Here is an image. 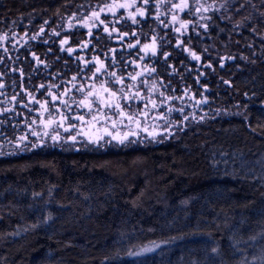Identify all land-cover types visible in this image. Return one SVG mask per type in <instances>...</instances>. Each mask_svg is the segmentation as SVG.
I'll list each match as a JSON object with an SVG mask.
<instances>
[{
  "label": "snow or ice",
  "instance_id": "snow-or-ice-1",
  "mask_svg": "<svg viewBox=\"0 0 264 264\" xmlns=\"http://www.w3.org/2000/svg\"><path fill=\"white\" fill-rule=\"evenodd\" d=\"M62 7L67 15L57 8L53 18L43 19L34 31L29 20L22 34L16 28L23 24L21 17L11 19L5 14L0 19V24L6 29L0 32V51L3 53L0 57V65L3 66L0 68V158L25 154L34 158L45 149L56 148L66 152H80L82 148L106 150L107 146L121 150L148 148L179 139L181 135H194L197 130L194 126L206 125L221 114L243 116L250 133L258 134L257 128L264 129V124L260 122L255 126L249 122L246 104L243 111L228 113L227 109L219 107L213 110L209 96L205 95L207 85L200 83L203 72L197 70L195 91L187 85L180 87L169 75V69L177 70L169 61L172 52L166 49V45L172 43L168 40V30L171 29L176 34V49L187 53L196 62H201L206 54L208 59L203 61V67L215 71L212 50L205 46L198 54L191 43L193 34L203 43L212 39L214 32H223L221 25L225 24L231 25L230 33L240 37L233 43L239 46L243 40V47L248 49L249 54L231 51L223 54L217 50V65L223 69L226 62L237 60L250 65H256L259 60L264 64V0H96L95 4L91 0L85 3L72 0ZM77 28L86 30L87 39L78 40L73 45L72 36L64 33H71ZM245 33L250 38H245ZM184 36H187V43ZM53 37L58 40H52ZM256 39L260 45L259 57ZM50 40L58 43L59 52H66L68 57H73L82 65L78 66L76 73L66 76L69 61L64 58L65 71L57 70L53 74L48 61L42 60L32 50L30 41L49 44ZM113 40L121 45L119 57L117 48L106 43ZM124 45L128 50L127 56L132 59L126 58ZM18 46H27L23 61ZM89 47L92 52L86 59L79 52ZM11 50L16 51L15 57ZM47 52L51 53L52 48L49 47ZM55 59L59 61L61 57L57 55ZM25 63L30 66L28 74L23 66ZM180 65L183 67L184 62L180 61ZM158 67L163 71H158ZM44 72H48L47 77ZM33 73L40 79L34 81ZM10 74L14 75L9 82ZM178 75L180 80H184L183 73L178 72ZM223 83L233 86L228 79H223ZM252 94L255 95L254 90ZM243 95L249 97V92L245 91ZM204 106H207V111ZM233 108L240 109L241 105H233ZM227 175L238 184H250L264 197V163H261L259 174L254 168L244 171L242 167L239 172L234 168ZM55 187L52 185L48 189L49 200ZM23 191L26 193L27 189ZM20 192L21 189L9 184L4 193H0L5 197L0 200V222L12 221L16 217L18 202L14 197ZM9 193L13 194L12 198H7ZM143 194L141 191V196ZM43 195L42 192H32V199ZM195 198L182 203L189 207ZM132 203L136 206L135 201ZM255 204V200H250L242 207L247 209ZM58 207L63 208L64 205ZM56 220L52 211L41 212L31 224L10 225L11 230L0 232V238L9 244H16L19 243L16 237L27 239V233L38 235L44 226L51 227ZM212 224L215 234L211 231L199 232V224L196 232L187 234L207 235L209 239L203 241L205 247L190 251L186 264H224V258L229 253L233 257L240 253L236 264H264V245L259 254L249 252L253 257L251 261L243 255L246 249L241 247L249 241H264V199L258 211L253 208L251 215L242 216L239 221L226 213L221 224L215 221ZM9 237L13 239L9 240ZM182 238L183 235H170L159 242L152 240L146 245H135L131 243V234L121 232L120 239L116 241L120 247H113L110 254L106 252L100 264H123L126 257L132 258L134 264H154L152 254H162L165 245ZM222 241L227 242L226 246ZM158 249L161 252L158 253ZM16 259L18 257L13 259L12 264H16ZM4 264H8L7 257H4ZM45 264H63V258L56 261L53 253L48 252Z\"/></svg>",
  "mask_w": 264,
  "mask_h": 264
},
{
  "label": "trees",
  "instance_id": "trees-1",
  "mask_svg": "<svg viewBox=\"0 0 264 264\" xmlns=\"http://www.w3.org/2000/svg\"><path fill=\"white\" fill-rule=\"evenodd\" d=\"M66 2L71 3L72 0H0V19L5 14L11 19L21 17L23 24L16 26L21 34L24 25L31 20L30 27L34 31L43 23V19L53 18L57 8L67 15L62 7ZM75 2L85 3L86 0ZM95 2L91 0V3ZM221 26L224 31L214 32L212 39L201 43V39L193 34L191 43L198 54L205 46L212 50L211 60L215 71L203 67V61L208 59L206 54L201 62H196L187 53L176 49V34L169 29L168 40L172 43L166 45V49L172 52L169 61L177 70L169 69V75L180 87L187 85L195 91L197 70L203 72L200 83L207 85L205 95L209 96L213 110L219 107L227 109L228 113L243 111L246 104L249 122L253 126L257 122L264 124V64L259 60L256 65L240 60L228 61L221 69L216 63L217 50L223 54L229 51L249 54L248 49L243 47V40L239 46L233 43L240 37L230 33L231 25ZM5 30L4 25L0 24V32ZM85 32L77 28L64 34L71 35V44L76 45L78 40L87 39ZM229 35L231 39H228ZM245 38H250L249 34L245 33ZM183 39L187 43V36ZM52 40L58 38L53 37ZM52 40L49 44L39 41H30V44L42 60L48 61L53 74L57 70L65 71L64 58L69 61L66 76L76 73L78 66L82 65L73 57H68L66 52H59L58 43H52ZM106 43L117 48L119 57L121 45L114 40ZM25 47L18 46L21 61L25 57ZM49 47L52 48L51 53L47 52ZM124 49L126 58L132 59L127 56L126 45ZM11 52L15 57L16 51ZM91 52L89 47L79 54L88 59ZM256 52L259 57L258 39ZM57 55L61 60L55 59ZM28 60H31L30 56ZM180 61L184 62L183 67ZM23 66L28 74L29 64ZM158 71L163 69L158 67ZM178 72L183 73L184 80L179 79ZM11 75L14 74H10L9 82ZM32 75L34 81L40 79L34 73ZM43 75L47 77L48 72ZM221 77L231 80L233 86L225 85ZM24 83L27 86L26 79ZM245 91L249 92V97L243 95ZM233 105H241V108H233ZM204 108L208 110L207 106ZM194 127L197 129L194 135H181L179 139L148 148L121 150L107 146L106 150L82 148L80 152L56 148L45 149L34 158L28 154L0 158V193H4L9 184L21 189L20 194L14 197L18 202L16 217L12 221L0 222V232L11 230L10 225L16 223L22 226L31 224L41 212L46 214L52 211L57 217L54 225L44 226L38 235L27 233V239L16 237L19 243L9 244L0 238V264H4V257L8 258V264H12L17 257L16 264H45L48 252L53 253L56 261L63 258V264H100L106 252L110 254L113 247H120L116 241L120 239L121 232L131 234V243L135 245H146L152 240L159 242L170 235H183L182 239L165 245L162 254H152V258L154 264H186L190 251L205 247L203 241L209 239L207 235H187L197 231V224L199 232L211 231L215 234L213 221L221 224L226 213L239 221L242 216L251 215L253 208L258 211L264 199L250 184H238L227 175L234 168L239 172L242 167L244 171L251 167L257 174L260 173L261 163H264V129L257 128L258 134L250 133L243 116L230 114H221L206 125ZM52 185L56 187L49 200L48 189ZM24 189H27L26 193ZM32 192H42L44 195L33 200ZM12 195L9 193L7 198H12ZM192 197L196 198L191 200L189 207H185L182 201ZM3 199L5 197L0 196V200ZM250 200H255L256 204L247 209L242 207ZM133 201L136 206H133ZM59 205L64 207L60 208ZM124 239L127 240V236ZM221 243L226 246L227 242ZM66 244L71 247H64ZM262 245L264 241L259 239L242 244L241 247L246 249L243 255L251 261L253 257L249 252L259 254ZM157 251L161 252L159 249ZM239 258L240 253L234 257L229 253L224 258V264H236ZM123 264H134V261L126 257Z\"/></svg>",
  "mask_w": 264,
  "mask_h": 264
}]
</instances>
